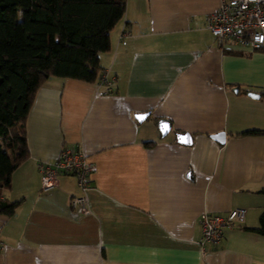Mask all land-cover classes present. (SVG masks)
I'll return each instance as SVG.
<instances>
[{"label": "crops", "instance_id": "obj_1", "mask_svg": "<svg viewBox=\"0 0 264 264\" xmlns=\"http://www.w3.org/2000/svg\"><path fill=\"white\" fill-rule=\"evenodd\" d=\"M219 3L126 0L101 53L111 83L52 75L38 88L30 155L2 192L22 201L0 211V264H264V234L247 227L264 208V133L237 134L264 129V47L220 43L206 25ZM66 145L94 164L88 214L71 205L75 174L41 187L39 163ZM236 206L245 218L202 245L201 212Z\"/></svg>", "mask_w": 264, "mask_h": 264}, {"label": "trees", "instance_id": "obj_2", "mask_svg": "<svg viewBox=\"0 0 264 264\" xmlns=\"http://www.w3.org/2000/svg\"><path fill=\"white\" fill-rule=\"evenodd\" d=\"M125 12L126 0H0L1 212L12 214L22 201L2 192L30 155L26 121L38 88L52 75L99 81L101 53ZM247 227L264 234V208L259 224Z\"/></svg>", "mask_w": 264, "mask_h": 264}, {"label": "built area", "instance_id": "obj_3", "mask_svg": "<svg viewBox=\"0 0 264 264\" xmlns=\"http://www.w3.org/2000/svg\"><path fill=\"white\" fill-rule=\"evenodd\" d=\"M206 25L219 42L230 39L236 44L252 48L264 47V0H220L218 7L206 15ZM126 31L121 32V36ZM107 72H103L100 82L110 84ZM41 187L47 189L58 184L60 173H73L79 186V193L71 196V205L82 213H90L88 192L91 187L93 162L86 152L78 147L63 146L58 155L48 163H39ZM246 215V207L236 206L225 214L204 210L200 214L202 235L200 243L219 242L225 230L241 222Z\"/></svg>", "mask_w": 264, "mask_h": 264}, {"label": "water", "instance_id": "obj_4", "mask_svg": "<svg viewBox=\"0 0 264 264\" xmlns=\"http://www.w3.org/2000/svg\"><path fill=\"white\" fill-rule=\"evenodd\" d=\"M248 93L253 96H259L260 92L254 91V90H249ZM149 114V111H139L135 113V116L139 119L142 120L145 116ZM158 126L163 135L167 134L172 126V122L170 119L166 117H161L158 119ZM177 139L179 141H184V142H190L192 140V134L189 131H177L176 132ZM215 139L219 141H224L226 133L224 130H219L213 133H210Z\"/></svg>", "mask_w": 264, "mask_h": 264}]
</instances>
